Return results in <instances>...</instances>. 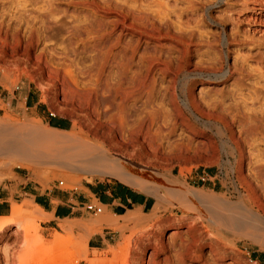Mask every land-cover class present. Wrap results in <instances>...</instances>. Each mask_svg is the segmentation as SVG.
Wrapping results in <instances>:
<instances>
[{
	"label": "rangeland",
	"instance_id": "1",
	"mask_svg": "<svg viewBox=\"0 0 264 264\" xmlns=\"http://www.w3.org/2000/svg\"><path fill=\"white\" fill-rule=\"evenodd\" d=\"M222 65L227 79L209 78ZM261 104L264 0H0V118L39 121L103 147L157 190L136 188L153 199L141 213L158 206L160 216L144 229L78 200L84 186L116 178L76 180L52 164L35 174L3 163L0 221L14 204L37 210L49 191L71 195L80 217L42 215L32 243L9 225L0 264H264L259 245L223 234L208 210L214 194L264 205V125L254 122L255 142L242 140L249 108L261 113ZM105 213L97 232L82 228Z\"/></svg>",
	"mask_w": 264,
	"mask_h": 264
},
{
	"label": "bare ground",
	"instance_id": "2",
	"mask_svg": "<svg viewBox=\"0 0 264 264\" xmlns=\"http://www.w3.org/2000/svg\"><path fill=\"white\" fill-rule=\"evenodd\" d=\"M223 65L218 67L216 72L209 73V78L220 80L229 76L221 72ZM243 86V85H241ZM229 96L237 100V90L231 91ZM253 105V103H251ZM248 105L245 101V107ZM261 107L264 104L260 105ZM264 125V110L259 113L255 108H249L245 117L246 137L242 140L247 144L249 140L257 139L258 127L254 126L255 121ZM16 121L10 115L0 118V157L8 158L0 165H17L33 171L39 172L41 165L52 164L65 169L68 177L76 176V180L83 177L92 178L94 176L113 177L121 182L137 188L143 192L156 195L157 190L145 181L129 173L120 158L110 155L103 147L78 136L73 131L62 132L42 125L39 121L32 124H22L15 126ZM245 155V154H244ZM181 202V206L191 213V207L181 191H173ZM157 199H163L157 196ZM208 210L211 221L223 231V234H233L238 238H244L254 244L259 245L264 250V205H258L250 199H240L231 201L223 195H216L208 199ZM29 206V202L22 205L14 204L11 208L10 217L0 221V234L9 225L17 224V229L21 228L25 232V239L28 243L37 242L33 236L32 224L41 219L46 214L45 210L37 204V210H30L24 207ZM141 209L127 213V216L135 221V227L148 229L154 227L159 222L160 216L158 206L148 215H143ZM108 223V214L100 216L99 220L93 223L82 224V228L88 234L97 232L100 225ZM153 222H156L153 224ZM177 225H183V219L175 221ZM115 224L116 223H112ZM213 236L212 242L225 240L226 236ZM232 245L238 246V240L232 241ZM227 244V242H225ZM40 246H43L42 243ZM73 254V253H72Z\"/></svg>",
	"mask_w": 264,
	"mask_h": 264
},
{
	"label": "crops",
	"instance_id": "3",
	"mask_svg": "<svg viewBox=\"0 0 264 264\" xmlns=\"http://www.w3.org/2000/svg\"><path fill=\"white\" fill-rule=\"evenodd\" d=\"M32 97L31 93L27 94L28 100H31ZM78 200L82 204L97 201L105 206L108 212L119 216L137 209L148 210L153 199L121 181L98 180L91 183V186H84V189L78 193ZM72 202L71 195L66 197L56 191H49L46 196L40 194L37 198V204L53 219L79 218L78 208L72 205ZM4 208V206L0 207L2 210Z\"/></svg>",
	"mask_w": 264,
	"mask_h": 264
},
{
	"label": "built area",
	"instance_id": "4",
	"mask_svg": "<svg viewBox=\"0 0 264 264\" xmlns=\"http://www.w3.org/2000/svg\"><path fill=\"white\" fill-rule=\"evenodd\" d=\"M60 183L63 184L62 181ZM86 209L95 214L103 212V207L101 205L91 203V202L86 204Z\"/></svg>",
	"mask_w": 264,
	"mask_h": 264
},
{
	"label": "trees",
	"instance_id": "5",
	"mask_svg": "<svg viewBox=\"0 0 264 264\" xmlns=\"http://www.w3.org/2000/svg\"><path fill=\"white\" fill-rule=\"evenodd\" d=\"M65 119L62 118H58V117H53L51 120V124L55 127H61V128H65ZM210 171V169H208ZM87 186H91V184H88ZM1 211V209H0Z\"/></svg>",
	"mask_w": 264,
	"mask_h": 264
}]
</instances>
